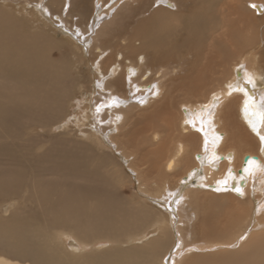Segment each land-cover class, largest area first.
Instances as JSON below:
<instances>
[{
    "label": "bare ground",
    "instance_id": "1",
    "mask_svg": "<svg viewBox=\"0 0 264 264\" xmlns=\"http://www.w3.org/2000/svg\"><path fill=\"white\" fill-rule=\"evenodd\" d=\"M9 3L63 39L38 34L36 24L27 29ZM247 3L0 0V197L18 195L27 170L39 175L42 162L63 168L61 183L37 184L42 211L0 218V253L10 257L0 255V264H177L245 242L243 252L264 251V231L254 235L264 209V0ZM181 48L186 56L178 67L157 63ZM247 75L256 81L255 89L246 85L250 95H229V86ZM214 97L212 114L201 111ZM69 122L100 149V162L93 154L77 162L79 153L68 158L64 151V160L60 150H33L40 132L65 130ZM244 156L257 161L246 175ZM111 166L137 181L132 207L114 191L120 181ZM224 180L245 194L216 191ZM171 193L183 197L179 205ZM149 223L156 236L121 248L144 237L137 234ZM55 227L65 228L50 235ZM62 237L70 250L60 247ZM112 240L119 246L109 247Z\"/></svg>",
    "mask_w": 264,
    "mask_h": 264
},
{
    "label": "rangeland",
    "instance_id": "2",
    "mask_svg": "<svg viewBox=\"0 0 264 264\" xmlns=\"http://www.w3.org/2000/svg\"><path fill=\"white\" fill-rule=\"evenodd\" d=\"M238 1L240 2V4L248 6V3H247L248 0H238ZM7 6L11 12L13 18L16 21H18L19 23H22V24L24 23V25L27 29L35 30L37 28V27H35V24H36L38 26V29H36L38 34H39V31L42 29L52 39H55V40L63 39V36L61 35V33H57L53 29H50V25L47 26V25L40 23V22H37V21H34L35 23L33 21H31L35 18L33 16H31L32 13H30L28 10L23 11V9L19 5L14 4V3H9V5H7ZM180 9H181V7H180ZM182 9H181V12H184V10H182ZM27 15H28V17H27ZM164 18H172V16L168 15V16H165ZM251 18H253V17H251ZM74 19H75V17H74ZM158 22H159V24H161L160 21H157V23ZM176 22L177 21L174 20L171 24H176ZM255 24H256L255 20L252 19V25H253L254 32L256 31L255 30L256 29ZM61 43H64V41H61ZM190 48H188V49L193 50V48L191 46H190ZM69 49H70L69 47H65V51H63L65 55H70L68 53ZM184 50H185L184 48H181V49L175 50V51L169 50V55L166 57V59L160 60L157 63H160L161 65L164 64L165 66H167L169 68L171 66L173 68H175V66L178 67L179 64L182 62V60L186 56ZM84 64H83L81 70H82V73H84L83 76L85 75L84 78H85V81L87 82L88 78L86 76H87V67H88L89 63L85 62ZM68 110H70V108H68ZM73 111H74V108L71 109V112H73ZM54 128L49 126V128L40 132L42 142L40 145L34 146V148H33L34 151L37 150V151L42 152L45 149L47 150V147H48V149H51V150L55 149V150L62 151L63 157L65 155L64 151L69 152L70 156H68V158L72 156L71 155L72 152L76 153V154L79 153V155H77L78 158H76L77 162L81 161L80 154L81 155L93 154V155H96L97 157H99V162H100V158H101V156L99 154V152H101L100 149L97 148L96 145H94V144L85 142L84 137H82L83 136L82 132L79 130V128L73 122H69L68 127L65 130L57 129V128L54 129ZM43 133H45V134H43ZM76 149H77V151H76ZM116 159L118 160V162L120 164H122V166L124 168V164L121 162L120 159H118L117 156H116ZM64 160H67V157H64ZM45 162H42L41 167L37 169V171L40 172L39 175H37V172L31 173L29 170L30 168L27 170L28 172H27L26 178L22 181V184L20 186V192L18 195L13 196V197L12 196L0 197V218H2V219H7V218L11 219V218H17V217L27 218V217H31V214L36 213V212L39 213L40 211H42L44 209L41 201L39 200V198L36 194L35 189L37 187V184H38V186L41 185V188L42 187L43 188H45V187L50 188V187H52L58 183H61L59 176L61 175L60 172L63 171V168L57 167L54 165H50L49 163L46 164ZM44 164L48 165V166L44 168L43 167ZM1 167H4V164L3 165L1 164ZM109 170H114L115 172L117 171L116 173L118 174L119 178H116V180L120 181L119 186H117L114 191L115 192L117 191V193H119L123 198H125V200L128 203V206L132 207L133 204L131 205L130 201L131 200L136 201L139 198V196L137 195L138 194L137 181L133 180V178L130 179L129 177H128L129 180L127 181L126 180L127 178L125 177V175L120 174L119 171L115 168V166L109 167ZM129 173L130 172H128V174ZM259 194H260V192L258 191L257 195H259ZM148 203L150 204L151 202H148ZM259 216L262 217L261 225L257 226V228L254 230V235L264 231V209L261 212V215L259 213ZM55 228H54V231H53V228L52 229L50 228V230H49L50 235L51 234L54 235V234L62 231V229L65 227L56 228V229ZM67 228H68V226H66V229ZM144 228L145 229L142 228L137 234L138 238L141 236L140 234L145 235L144 237H142L141 239L133 240L131 242H125L124 244H126V245H124L122 243V244H120L121 248H126L132 244L133 245H141L142 242L144 243L145 241H148V239L152 238L153 235L156 236V232L158 233V231L156 230V227L152 226L151 223L146 224L144 226ZM71 229L72 228H70V230H69V228H68L67 231L66 230L65 231L67 233H73L74 231ZM143 238H145V239L143 240ZM139 240H141V241H139ZM115 243L116 242L113 243V240H112V241H110V243L108 245H109V247H112L111 245L119 246V244H117V243L115 244ZM138 243H140V244H138ZM246 243L247 242L240 244V246L239 247L237 246L235 249H229L230 251H228L227 249H220L214 254H200V255L187 256V257L183 258L182 260H180V262H177V264H264V251L260 249L258 251L256 250V251L243 252L244 251L243 248L245 249ZM59 244H60V247L63 248V250H67V251H68V249L70 250L69 245H67V244H69V241H67L65 239V237H62V239L59 241ZM89 250H90V248L87 249V251H89ZM0 255L3 257L4 256L9 257V256H7L5 254H1V253H0Z\"/></svg>",
    "mask_w": 264,
    "mask_h": 264
},
{
    "label": "snow or ice",
    "instance_id": "3",
    "mask_svg": "<svg viewBox=\"0 0 264 264\" xmlns=\"http://www.w3.org/2000/svg\"><path fill=\"white\" fill-rule=\"evenodd\" d=\"M158 2H159V0H158ZM252 6H253V7H256V5H252ZM170 7H175V5H170ZM44 10L47 11V9H44ZM238 70L242 71V70H243V66H241L240 69H238ZM246 85H250V86L252 87V89H255V88H256V81H255V79H254L251 75H247V76H245V77H241V78H240V81H239L236 85H230V86H229V92H228V94L231 95L232 92H235V91H241V92L244 93L245 96H249V95H250V94H249V90H248V88L246 87ZM152 88L155 89V91H152V95H153V96H157V95H159V87H158V85L153 84V85H152ZM114 99H115V98H114ZM139 102L143 104V103H145L146 101L143 100V99H141ZM211 104H212V107H207V106H205V107H203V108L201 109V111H206V112H208L209 115H211L212 112L214 111L215 107L219 104V97H214L213 100L211 101ZM247 105H248V101L246 100V101H245V107H247ZM114 106H115V103H114V102H113V103H110V104H108V105H104V107H114ZM100 109H101V105H97V106H96V111L99 112ZM185 111H187V109H185ZM117 119H119V117H117ZM201 122H203V120H201ZM188 123L191 124V126H192L193 128L196 127V124H195L193 121L189 120ZM252 127H253V129L255 130V125H252ZM201 130H202V129H201ZM257 135H259V133H257ZM259 138H260L261 142L264 143V136H260ZM207 144H208V141H207V137H206V138H205V145H204V147H205V151H207ZM197 159H202V158L198 156ZM219 159H220V157H219V156H216V157H214L213 160L210 161L209 163H213V164H214L215 161H216V160H219ZM255 163H257V161H256L255 159H253V158H251V157L248 158L245 167L242 169L243 174L246 175V174L249 172V167H248V165L255 164ZM228 172H229V174H231V173H232V169H229ZM196 174H197V173H196V171L194 170L192 173H190V176H195ZM245 175H241V176L239 177V179H240V180H244V179H245ZM233 179L235 180V176H233ZM181 183H186V180H185V181H181ZM202 186H205V185H202ZM229 188H231L232 191L236 192V193H237L238 195H240V196H243V195L245 194V193H244V190H243V187H241V186L239 185V183H236V184H234V185H229V183H228L227 180H224V181H217V187H216L215 190L219 192V191H222V190H225V191H226V190H229ZM171 195L174 196V197H178L177 199H175V200L173 201V202L176 203L177 205H179L180 201L183 200V197L180 196L178 193H171ZM174 218H175V217H174ZM243 238H244V237H241V239H243ZM178 246H179V245H177V247H178Z\"/></svg>",
    "mask_w": 264,
    "mask_h": 264
},
{
    "label": "water",
    "instance_id": "4",
    "mask_svg": "<svg viewBox=\"0 0 264 264\" xmlns=\"http://www.w3.org/2000/svg\"><path fill=\"white\" fill-rule=\"evenodd\" d=\"M247 160V156H244V161Z\"/></svg>",
    "mask_w": 264,
    "mask_h": 264
}]
</instances>
